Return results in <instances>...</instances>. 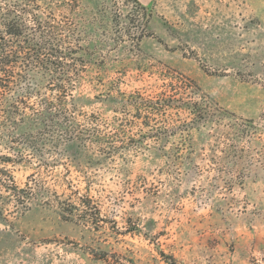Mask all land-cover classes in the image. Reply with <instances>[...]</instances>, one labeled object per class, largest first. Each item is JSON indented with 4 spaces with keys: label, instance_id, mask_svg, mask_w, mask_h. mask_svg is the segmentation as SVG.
<instances>
[{
    "label": "rangeland",
    "instance_id": "obj_1",
    "mask_svg": "<svg viewBox=\"0 0 264 264\" xmlns=\"http://www.w3.org/2000/svg\"><path fill=\"white\" fill-rule=\"evenodd\" d=\"M23 8L72 81L0 95V264H264V0Z\"/></svg>",
    "mask_w": 264,
    "mask_h": 264
},
{
    "label": "trees",
    "instance_id": "obj_2",
    "mask_svg": "<svg viewBox=\"0 0 264 264\" xmlns=\"http://www.w3.org/2000/svg\"><path fill=\"white\" fill-rule=\"evenodd\" d=\"M29 5V0H0V95H5L4 91L7 89L11 90L14 86L20 84L22 91L30 90V84L26 82L28 78L25 77H14L13 74L17 68V59L19 55H22L21 59L24 65L26 63V68L32 67L41 69H50L51 71L59 73L57 76H51L49 79L50 84H53L56 89L57 96L61 94L64 84H70L72 79L68 78L70 74V66L68 65L69 56L65 55L68 50H70V42L63 43L61 41H55V44L51 41L48 44H40L39 40H45L43 37H36L32 35V29L29 27L31 21L28 19L29 12L23 8ZM23 6V7H22ZM26 10V11H25ZM42 50L47 51L48 58L43 60H38L39 55ZM31 52L33 55L31 56ZM68 54V53H67ZM37 60V61H36ZM34 67V68H35ZM68 72H66L67 70ZM60 71H64L67 74H61ZM25 76H28L25 74ZM47 81V79H46ZM22 82H24V87H22ZM67 85V86H68ZM35 87V85H33ZM55 90H51L53 92ZM16 93L14 91H11ZM25 92V93H27ZM19 96V94H15ZM28 97L30 95H27ZM41 105L46 104L41 113L34 116V126L33 128L44 127L46 125V120L50 117H45L49 115L52 104H60L62 106L61 100H51L49 103L47 99H41ZM0 100V104H2ZM4 104V103H3ZM10 103H7V108ZM48 110V111H46ZM5 111V110H4ZM6 116V113H4ZM8 116L9 112H7ZM7 116V117H8ZM6 119V117L4 118ZM30 119V120H31ZM51 119V117H50ZM53 121V118H52Z\"/></svg>",
    "mask_w": 264,
    "mask_h": 264
}]
</instances>
